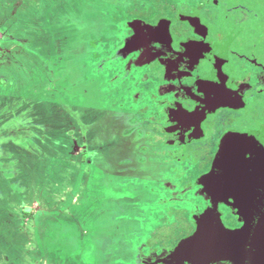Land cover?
<instances>
[{
  "label": "flooded vegetation",
  "instance_id": "flooded-vegetation-1",
  "mask_svg": "<svg viewBox=\"0 0 264 264\" xmlns=\"http://www.w3.org/2000/svg\"><path fill=\"white\" fill-rule=\"evenodd\" d=\"M101 3L88 1L81 19L73 23L82 21L89 26L80 34L79 26L75 33L83 39L78 56H86L85 70L79 78L85 83L80 88L91 102L92 94L99 91L97 96L106 104L114 135L107 144L96 143L97 149L107 146L106 157L103 150L96 149L91 159L87 156L83 161L107 172L109 186L115 182L116 188L135 190L122 198L107 194L103 197L104 209L101 206L99 210L100 217L103 213L114 220L122 214L116 210L124 201L135 207L126 212L128 218L120 217L134 223L132 231L138 234L129 243L131 249L119 248V254L127 258L124 262L170 264L164 258L182 239L196 232V216L212 205L213 196L203 178L213 169L223 138L254 134L258 143L264 144L263 122L247 128L237 126L251 109L264 110V55L257 52L260 48L254 52L250 45L246 47L243 31L237 21H232L229 11L226 18L231 29L219 22L215 9L225 7V0H167L162 9L158 7L154 12L137 8L142 3L138 2L122 6L123 11L117 10L113 15L109 8L114 4L110 0L108 4ZM152 35L163 39L152 40L149 49L141 37ZM178 113L188 115L177 119ZM80 139L85 142L82 147L93 143L84 131ZM155 152L165 155V164L152 162ZM118 153L122 157L113 162ZM150 160L152 163L148 164ZM129 175L139 182L125 183ZM150 182L158 192L150 189ZM140 189L148 196L145 200ZM217 197L224 224L232 229L241 227L243 223L226 203L224 192ZM101 200L96 195L93 207ZM156 200L164 203L162 209L145 213L143 205L157 203ZM96 221L100 228L109 224L108 228L115 230L121 241L122 236L128 235L115 222L111 228L110 221ZM160 227L176 228L180 236L155 243L151 237ZM101 241L105 245V239ZM103 253L108 259V253ZM114 261L109 262L119 264Z\"/></svg>",
  "mask_w": 264,
  "mask_h": 264
},
{
  "label": "rangeland",
  "instance_id": "rangeland-1",
  "mask_svg": "<svg viewBox=\"0 0 264 264\" xmlns=\"http://www.w3.org/2000/svg\"><path fill=\"white\" fill-rule=\"evenodd\" d=\"M88 1L94 0H0V39L22 38L18 31L25 27L27 31L36 32L35 36L46 32V38L43 37L46 41H49L50 33L52 40L55 22L63 19L68 12L73 21L81 19V12L84 5H88ZM101 1L104 5L108 4L109 0H96L98 3ZM165 1L167 0H110L114 5L109 9L114 13L117 10L123 11L122 6L128 7L142 2L136 7L142 6L145 11L154 12L158 7L162 9ZM225 1V7H214L217 8L215 10L219 22L226 27L230 25L226 18L229 11L232 21H237L243 31L242 37L246 47L250 45L254 52L260 48L257 52L264 55V0ZM84 19L86 18L82 20ZM84 25L82 21L78 23V26H81L79 34L89 29V26ZM57 41L59 47L60 41ZM14 74L15 77L13 74L3 75L5 79L13 78V84L0 91V264H111L112 259L114 262L118 260L119 264H127L128 262H124L127 258L119 254V248L123 246L126 250L131 249L132 244L129 243L138 234L132 231L134 223L126 219L122 221L120 217L123 215L128 218L126 212L134 211L135 207L127 206L124 201L116 210L122 214L111 220L109 215L102 213L101 217L99 216L101 206L96 204L93 207V198L89 195L93 192L102 194L108 191V194L121 195L122 198L123 195L131 196V192L135 190L116 188L115 182L109 186V178L102 173L99 165H88L86 179L84 173L76 171L77 166L72 163V159L77 160L76 143L69 140L61 142L58 139L59 135L63 137V134L74 126L71 116L61 108V105L66 106L65 97L68 95L60 92L57 98L49 85L45 86L43 81L29 80L25 75L19 78L18 69ZM97 95L99 91L92 94V102L87 98L88 102L83 109L74 111V116L78 115L80 119L84 118L85 122L91 123L92 115L95 116L94 112L99 111H92L91 114L89 112L92 109L85 106L106 105ZM74 100L79 101V98ZM259 121L264 123V110L256 107L251 109L237 126L247 128ZM111 123L109 117H104L93 126L90 130L95 134L93 143L107 144L110 141L114 135L109 128ZM84 127L88 128V125ZM105 149L106 147L103 155L106 153V157L108 152H105ZM91 151L94 152L93 149ZM120 156L122 157V154L118 153L113 162L119 160ZM166 161L162 152H155L152 158V162L157 165L159 162L165 164ZM150 162L151 160L148 164ZM155 173H151L150 178ZM178 173L181 174L182 170ZM131 175L124 179L125 183L137 184L139 181H135V175ZM164 176L171 177L170 174ZM150 183V189L156 190L157 187L153 188L152 182ZM143 189L147 193V189ZM144 191L140 189L143 200L148 198L143 195ZM74 194L80 196L79 203L70 201ZM161 197H164L162 192ZM154 202L158 204L143 205L145 213L148 214L150 209H162L164 203H159V200ZM98 219L110 221L111 228H114L115 222L119 230L128 231V235L122 236L121 241V236L117 235L115 230L109 229V224L100 228L96 221ZM150 224L148 221V229ZM179 233L176 228L168 230L160 227V231L152 234L151 238L155 243L165 242L172 237H179ZM103 239L106 246L101 241ZM101 245L105 247L101 249ZM103 250L108 253V259L105 258Z\"/></svg>",
  "mask_w": 264,
  "mask_h": 264
},
{
  "label": "crops",
  "instance_id": "crops-1",
  "mask_svg": "<svg viewBox=\"0 0 264 264\" xmlns=\"http://www.w3.org/2000/svg\"><path fill=\"white\" fill-rule=\"evenodd\" d=\"M53 27L55 30L53 29L52 32H55V34L51 40L50 33L48 31L49 41L43 39V37L46 38V32L40 33V36H35L36 32L32 30L27 31L25 27L18 31L22 38L9 37L10 39H0V91L2 88L7 86L10 87L11 84H13V78L10 77L9 79H5L3 75L13 74V77H15L14 72L18 69L19 78L26 76L30 78L29 80L36 81V79H38L37 82L43 81L45 86L46 84L49 85V88H51L57 98L60 92H65L68 95V97H65L66 102L64 104L66 106L61 105V108L71 116L72 124L74 126L72 130L65 132L63 137L62 135H59L60 137H58V139L61 142L69 140L70 142L76 143L77 150L75 158H77V160L72 159V163L76 164V171L80 172L81 174H85L86 179L87 173L89 172L88 165H90V162H88V160L83 161V158L86 159L87 156L91 157L94 154L91 150L93 149L94 152H96L98 147H96V143L85 144L86 146L82 147V145L85 143L82 139H80L82 132L84 131L85 134L87 132V140L93 141L95 134L90 130L98 121H102L104 117L105 119L108 117L110 118V115L105 110L106 106L97 105L89 107L92 109L89 112L91 114L92 111H99V113L94 112L95 116L92 115L94 120L92 121L91 118V123L85 122L84 118L80 119L78 115L74 116V111L76 112L78 110H82V104L85 105V103L88 102L84 89H81L83 87L81 83H85V81H79L81 72L85 70V67L83 66L86 64V56H78L80 53V44H82L83 39L75 34L78 33V24H74L68 18L64 20V23L61 25V27L58 26V28L56 24H54ZM15 34L17 36V33ZM56 37L57 39H55ZM57 40L60 41L59 47L57 46ZM11 45L12 47H10ZM86 84H88V82H86ZM80 86L82 87L80 88ZM46 90H48V87ZM76 97L79 98V101L74 100ZM67 106L69 107L68 109L65 108ZM79 123L82 129L79 127ZM84 125H89L90 128H85ZM76 140H78V142ZM100 146V149L97 150H104L105 147L107 148L106 145ZM90 153L92 155H90ZM102 173H104L105 176L107 175L108 178L107 172L102 171ZM95 194H98L97 196H101L102 200L99 201V203L104 209V205H102L104 200L103 197L108 194V191L103 192L102 194L93 192V194H90L89 197L94 199L96 196ZM72 198L73 199L70 200L71 202L79 203L80 196L74 194ZM96 204L98 203H95V205ZM70 244L72 245V241ZM88 246L89 248L91 247L90 243Z\"/></svg>",
  "mask_w": 264,
  "mask_h": 264
},
{
  "label": "water",
  "instance_id": "water-1",
  "mask_svg": "<svg viewBox=\"0 0 264 264\" xmlns=\"http://www.w3.org/2000/svg\"><path fill=\"white\" fill-rule=\"evenodd\" d=\"M238 136H250L258 142L254 134ZM217 162L218 158L207 176L218 170ZM207 188L213 196L212 205L196 216V232L182 239L164 259L176 261V264H183V261L184 264H264V155L257 161L255 169L244 173V180L238 187L217 184L210 189L207 184ZM223 192L228 198L226 203L236 210L242 227L232 229L224 224L217 197ZM230 199L233 202L230 203ZM198 232L203 234L201 244L177 254L184 241ZM237 233L240 235H233Z\"/></svg>",
  "mask_w": 264,
  "mask_h": 264
},
{
  "label": "snow or ice",
  "instance_id": "snow-or-ice-1",
  "mask_svg": "<svg viewBox=\"0 0 264 264\" xmlns=\"http://www.w3.org/2000/svg\"><path fill=\"white\" fill-rule=\"evenodd\" d=\"M159 35L141 37L142 42L150 49L152 40H162ZM187 113H178L177 119H184ZM245 132L248 130L245 129ZM219 157L217 171L203 178V183L208 184L211 189L214 185L224 184L227 186H239L244 180V173L255 169L257 161L264 155V144L258 143L250 136H225L219 146ZM238 195V192L235 193ZM242 227V226H241ZM239 236L240 234H233ZM203 240L202 232L193 235L191 239L185 240L177 254H182L188 249L197 248ZM176 264V261H170ZM184 264V261H183Z\"/></svg>",
  "mask_w": 264,
  "mask_h": 264
},
{
  "label": "trees",
  "instance_id": "trees-1",
  "mask_svg": "<svg viewBox=\"0 0 264 264\" xmlns=\"http://www.w3.org/2000/svg\"><path fill=\"white\" fill-rule=\"evenodd\" d=\"M69 13V12H68ZM65 14V16H64V18L63 19H60V20H58V21H56L55 23H56V26L58 27H61V25L64 23V20L66 19V18H68V19H70L72 22H73V20H72V17H70V15L69 14ZM75 13V12H74ZM74 13H73V15H74ZM112 15H113V13H111ZM68 15V16H67ZM73 15H71V16H73ZM58 27V28H59Z\"/></svg>",
  "mask_w": 264,
  "mask_h": 264
}]
</instances>
